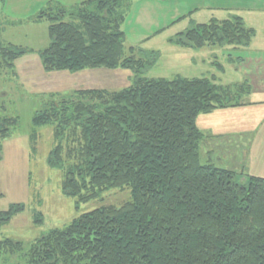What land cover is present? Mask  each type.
Masks as SVG:
<instances>
[{
    "label": "trees",
    "instance_id": "1",
    "mask_svg": "<svg viewBox=\"0 0 264 264\" xmlns=\"http://www.w3.org/2000/svg\"><path fill=\"white\" fill-rule=\"evenodd\" d=\"M131 1L83 0L37 14L35 20L50 22V43L40 52L45 71L125 68L132 80L118 90L46 94L32 117L35 129L52 128L48 165L62 171L65 195L79 204L129 189L131 198L86 211L30 243L0 238V264H264V177L219 166L201 151L206 134L198 116L230 106L233 89L207 76H147L159 54L127 49L123 25ZM254 35L232 14L169 41L247 45ZM27 51L0 43L11 69ZM17 118L0 120V161ZM25 206L0 210V227Z\"/></svg>",
    "mask_w": 264,
    "mask_h": 264
},
{
    "label": "rangeland",
    "instance_id": "2",
    "mask_svg": "<svg viewBox=\"0 0 264 264\" xmlns=\"http://www.w3.org/2000/svg\"><path fill=\"white\" fill-rule=\"evenodd\" d=\"M82 1L0 0V43H10L28 50L14 61L13 69L7 66L0 53V120L4 116L18 117L17 127L3 141V159L0 161V191L3 196L0 197V210H5L16 202L26 205L22 212L0 227V238L13 237L30 243L37 236L65 226L86 211L103 205H121L131 198L129 189H111L103 192L99 198L79 204L74 198L65 195L62 190V171L48 165V154L54 145L52 128L46 125L35 129L32 123V117L41 108L45 99L43 96L46 94H65L89 87L118 90L131 83L132 72L125 68H86L78 72L47 73L41 64L42 70H38L35 65L28 67L25 63L40 60L39 52L50 43V22L47 19L35 20L37 14L49 6L53 9L72 8ZM246 1L132 0L126 8L123 25L126 47H134L138 55L153 50L158 52V61L147 71V76H207L214 79L216 84L233 89V101L227 98L231 107L235 102H240L241 105L245 102L252 107L262 106L258 108L264 113V89L259 90L255 76L252 82L234 85L226 83L228 76L218 80L216 71L219 64H223L224 70L230 71L239 65L245 72H250V69L259 70L258 79L264 77V58L256 56L255 52L251 54L250 49L261 41L254 40L247 45L238 44V48H244L238 52L228 43L195 48L193 45L178 46L169 41L171 37L199 22L210 21L213 17L220 21L228 19L222 13L229 14L234 7L240 10L237 5L244 7L243 2ZM261 7H264V0H256L252 9ZM231 15L232 13L228 17ZM247 56L249 61L244 63L246 60L243 61V58L246 59ZM31 68L35 70L32 72ZM54 99L56 102L60 101V97ZM255 132L258 137L263 135L264 138V124L263 129ZM31 135L36 138L34 144ZM245 138L236 137L233 146L226 143V140L233 141L231 138L215 140L214 137L213 141L207 142L205 137L201 143L203 157L210 160L212 156L210 161L239 174L257 173L264 176V146L257 151L256 158L253 152L243 158L245 152L240 150L244 149L241 140ZM221 141L225 143L221 145ZM245 143L249 146L250 138L247 141L245 139ZM26 145L27 154L24 157ZM37 217L41 218L40 221L35 220Z\"/></svg>",
    "mask_w": 264,
    "mask_h": 264
},
{
    "label": "crops",
    "instance_id": "3",
    "mask_svg": "<svg viewBox=\"0 0 264 264\" xmlns=\"http://www.w3.org/2000/svg\"><path fill=\"white\" fill-rule=\"evenodd\" d=\"M256 0H247L246 2H243V6L244 7H240V10H238L236 7H234V10L230 11V13L232 14H239L241 15L245 22L246 25L248 27L254 28L255 29V35L252 38L251 41L259 40L261 42H257L255 45L251 46V54L252 53H257L256 56L258 57H262L264 58V7H261L260 9H252V6L254 4ZM242 4V3H240ZM227 13H222L223 16L227 15L226 17L228 18V16L230 15ZM225 18V17H223ZM259 27V29H258ZM48 46V45H47ZM46 46V47H47ZM233 50L235 52L241 51L244 48H238L237 45H232ZM45 47V48H46ZM44 49V48H43ZM42 49V50H43ZM41 50V51H42ZM40 51V52H41ZM39 52V57L40 60H33L31 63L29 61H26L25 63L28 64V67L31 66H36L37 69L39 70V68L42 70V59H41V55ZM247 53V52H246ZM230 56V53H228ZM239 58V57H237ZM249 57L247 56L246 59L243 58L244 63L248 62ZM229 62V58L227 59ZM41 64V66H40ZM238 66V67H236ZM235 67L231 68L228 70H224L223 64H219L216 66V68H218L216 71L218 72V80H221L224 78H227L226 76H228L227 78V82L226 83H233L235 84H244L246 81L250 82L251 80L254 81V76L256 77V84H258L259 86V90L262 91V89H264V77L261 78H257V76L260 74L259 70L255 71V69L251 70L250 72H245L242 71V69L240 68L239 65H236ZM244 66V65H242ZM259 69V67H258ZM35 69L31 68L30 71H34ZM44 70V68H43ZM45 71V70H44ZM230 71V72H228ZM47 72V71H45ZM48 73V72H47ZM224 81V80H223ZM252 82V81H251ZM259 82V83H258ZM253 85V83H251ZM89 88H97V87H89ZM258 91V92H260ZM244 103V104H243ZM261 103V102H260ZM258 103V104H260ZM258 107H262V106H253L252 105H247L245 102H242V105H234V106H230V107H226V108H219V109H215L214 111L210 112V113H203L201 114L198 118H197V124L199 126V128L206 134V140L207 142L213 141L214 137L215 140L219 139H223V138H231L233 139V141L231 140H226V143H230L234 146V142L236 141V137H246V141L249 140L250 138V143L249 146H246L245 143V139L241 140V146L244 149H241L240 152L244 151V157L243 158H247L249 154H251L252 152L255 154V158H256V154L257 151L260 149V147L264 146V138L263 135H259V137L257 136V132H255L256 130H260L263 129V124L264 122H262V119H264V113L259 110ZM250 134H252L250 136ZM208 136V137H207ZM219 141V140H218ZM225 143L224 141H221V145ZM220 144V143H218ZM27 146L26 148H24V151L26 153H24V157L27 154ZM246 147V148H245ZM249 147V148H247ZM203 154V153H202ZM243 154V153H242ZM3 159V158H2ZM206 159V158H205ZM212 160V156L211 159ZM27 174V172H26ZM252 174V173H251ZM252 175H258V176H263V175H259L257 173H253ZM264 177V176H263ZM28 188L30 187L29 185L27 186ZM3 196V194H2ZM18 203V202H16Z\"/></svg>",
    "mask_w": 264,
    "mask_h": 264
}]
</instances>
